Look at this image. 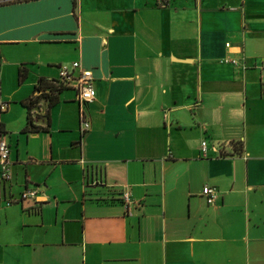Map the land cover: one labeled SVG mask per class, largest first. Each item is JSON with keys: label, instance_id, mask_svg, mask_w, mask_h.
Here are the masks:
<instances>
[{"label": "crops", "instance_id": "0c3cea01", "mask_svg": "<svg viewBox=\"0 0 264 264\" xmlns=\"http://www.w3.org/2000/svg\"><path fill=\"white\" fill-rule=\"evenodd\" d=\"M263 58L264 0H0V264H264Z\"/></svg>", "mask_w": 264, "mask_h": 264}, {"label": "built area", "instance_id": "2783aa9c", "mask_svg": "<svg viewBox=\"0 0 264 264\" xmlns=\"http://www.w3.org/2000/svg\"><path fill=\"white\" fill-rule=\"evenodd\" d=\"M161 5H167L169 0H159ZM230 47V44L227 45ZM223 63L239 65L238 59H225ZM247 68L246 66H244ZM260 67L264 69V58L260 61ZM60 83L65 87L72 88L78 92L81 102L85 105L94 103L97 98V91L95 88V79L91 70L84 69L80 62H75L72 65H62L60 67ZM2 110H6V105L2 106ZM91 124L84 122V130H90ZM208 143L202 142L201 153L205 158L207 157ZM10 160V147L4 136L0 135V179L8 182L12 179ZM203 195L207 198L210 205H214L218 199L219 193L216 189L206 187L203 190ZM38 192L33 190H26L21 195L20 201L36 200Z\"/></svg>", "mask_w": 264, "mask_h": 264}, {"label": "trees", "instance_id": "16d2710c", "mask_svg": "<svg viewBox=\"0 0 264 264\" xmlns=\"http://www.w3.org/2000/svg\"><path fill=\"white\" fill-rule=\"evenodd\" d=\"M20 82H24L27 79L26 69L20 70ZM66 90V87L58 81H46L45 79H40L39 85L35 88V95L30 97L28 100L23 102V106L28 110L29 122L27 124L26 131L31 130L32 132L50 131V123L47 127H36L31 118L32 110L37 107L43 100L49 102V109L52 108L59 102V97L62 92ZM48 117L50 120V112L48 111ZM30 132V131H29ZM0 134H4L2 127H0Z\"/></svg>", "mask_w": 264, "mask_h": 264}, {"label": "rangeland", "instance_id": "374dc122", "mask_svg": "<svg viewBox=\"0 0 264 264\" xmlns=\"http://www.w3.org/2000/svg\"><path fill=\"white\" fill-rule=\"evenodd\" d=\"M9 52H10V59H16V54L12 52V50H9ZM8 200H10V197L8 198Z\"/></svg>", "mask_w": 264, "mask_h": 264}]
</instances>
